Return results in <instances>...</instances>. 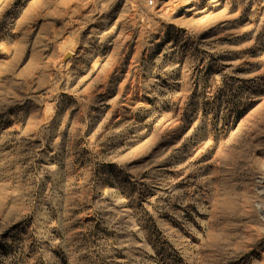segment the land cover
<instances>
[{"label": "rangeland", "instance_id": "obj_1", "mask_svg": "<svg viewBox=\"0 0 264 264\" xmlns=\"http://www.w3.org/2000/svg\"><path fill=\"white\" fill-rule=\"evenodd\" d=\"M0 264H264V0H0Z\"/></svg>", "mask_w": 264, "mask_h": 264}, {"label": "water", "instance_id": "obj_2", "mask_svg": "<svg viewBox=\"0 0 264 264\" xmlns=\"http://www.w3.org/2000/svg\"><path fill=\"white\" fill-rule=\"evenodd\" d=\"M69 55H70V53L69 52H66V53H64V55L62 56V58L63 59H66Z\"/></svg>", "mask_w": 264, "mask_h": 264}]
</instances>
